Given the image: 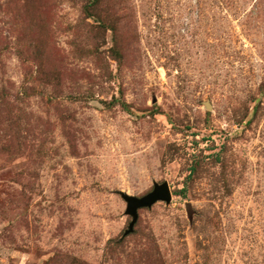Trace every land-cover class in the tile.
Listing matches in <instances>:
<instances>
[{
	"label": "rangeland",
	"instance_id": "obj_1",
	"mask_svg": "<svg viewBox=\"0 0 264 264\" xmlns=\"http://www.w3.org/2000/svg\"><path fill=\"white\" fill-rule=\"evenodd\" d=\"M0 264H264V0H0Z\"/></svg>",
	"mask_w": 264,
	"mask_h": 264
},
{
	"label": "water",
	"instance_id": "obj_2",
	"mask_svg": "<svg viewBox=\"0 0 264 264\" xmlns=\"http://www.w3.org/2000/svg\"><path fill=\"white\" fill-rule=\"evenodd\" d=\"M123 199L127 202V214L133 217L130 229L127 232L132 233L139 219V210L144 208H152L158 202L170 204L172 202V191L168 182L156 184L154 190L144 197L132 196L122 193Z\"/></svg>",
	"mask_w": 264,
	"mask_h": 264
}]
</instances>
